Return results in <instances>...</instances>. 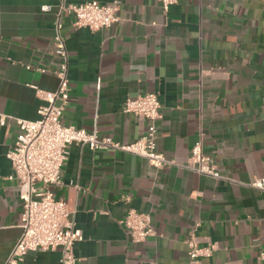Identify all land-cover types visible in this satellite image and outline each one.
Here are the masks:
<instances>
[{
  "label": "crops",
  "instance_id": "obj_1",
  "mask_svg": "<svg viewBox=\"0 0 264 264\" xmlns=\"http://www.w3.org/2000/svg\"><path fill=\"white\" fill-rule=\"evenodd\" d=\"M60 1L0 0V115L9 118L0 125V264L21 233L22 202L6 156L14 119L39 118L46 103L33 86L57 88ZM92 1L114 0H64ZM116 15L98 31L63 19L69 100L62 122L131 143L145 122L122 106L154 93L157 150L173 164L156 169L127 152L67 147L50 192L81 232L76 264H264V193L249 186L264 179V0H179L166 13L158 0H121ZM199 134L221 179L181 166ZM130 209L150 216L154 233L145 242L132 243L118 224ZM189 238L210 255L189 261ZM60 259L59 249L35 251L21 264Z\"/></svg>",
  "mask_w": 264,
  "mask_h": 264
},
{
  "label": "built area",
  "instance_id": "obj_2",
  "mask_svg": "<svg viewBox=\"0 0 264 264\" xmlns=\"http://www.w3.org/2000/svg\"><path fill=\"white\" fill-rule=\"evenodd\" d=\"M178 1L158 0L165 13ZM120 4L121 0L109 4L92 1L78 5L61 0L57 6L53 36L54 54L59 60L53 71L58 80L57 88L54 92H47L33 86L37 97L46 105L38 109L39 118L35 121L14 119L17 134L6 155L12 169L9 178L17 184L22 206L21 233L3 264H21L29 252L55 249L61 252V264H76L73 245L82 240L81 232L69 220L65 203L55 200L50 192L51 187L60 184L70 144L87 146L92 152L109 149L127 152L144 158L156 169L173 164L157 150L156 122L160 119L161 104L154 93L128 98L122 106L124 114H132L145 122L142 136L131 143L122 144L110 137L99 136L95 131L78 129L62 122V113L69 100L68 53L61 34L63 19L72 18L76 28L90 31L108 29L118 21L116 14ZM40 11L48 13L51 8L42 6ZM25 68L33 69L32 66ZM37 71L44 73L43 69ZM57 99L61 101L60 105H55ZM8 119L0 115V125L4 126ZM181 166L200 176L221 179L212 158L204 153L201 134L190 148L187 162ZM249 186L264 193L262 178L254 180ZM118 224L134 244L145 242L154 233L150 216L135 210H128ZM187 245L189 261L210 255L211 249L199 247L193 238L187 240Z\"/></svg>",
  "mask_w": 264,
  "mask_h": 264
}]
</instances>
